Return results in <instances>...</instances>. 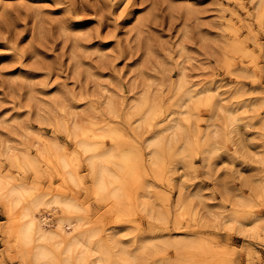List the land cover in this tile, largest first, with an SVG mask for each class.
Listing matches in <instances>:
<instances>
[{
	"label": "clouds",
	"instance_id": "9594fccd",
	"mask_svg": "<svg viewBox=\"0 0 264 264\" xmlns=\"http://www.w3.org/2000/svg\"><path fill=\"white\" fill-rule=\"evenodd\" d=\"M0 264H264V0H0Z\"/></svg>",
	"mask_w": 264,
	"mask_h": 264
},
{
	"label": "rangeland",
	"instance_id": "374dc122",
	"mask_svg": "<svg viewBox=\"0 0 264 264\" xmlns=\"http://www.w3.org/2000/svg\"><path fill=\"white\" fill-rule=\"evenodd\" d=\"M8 57H0V60H6Z\"/></svg>",
	"mask_w": 264,
	"mask_h": 264
}]
</instances>
